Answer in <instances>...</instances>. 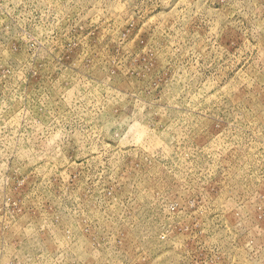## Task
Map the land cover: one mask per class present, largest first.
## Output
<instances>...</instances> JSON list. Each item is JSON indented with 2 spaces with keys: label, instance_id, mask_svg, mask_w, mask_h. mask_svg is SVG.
Returning a JSON list of instances; mask_svg holds the SVG:
<instances>
[{
  "label": "rangeland",
  "instance_id": "rangeland-1",
  "mask_svg": "<svg viewBox=\"0 0 264 264\" xmlns=\"http://www.w3.org/2000/svg\"><path fill=\"white\" fill-rule=\"evenodd\" d=\"M0 264H264V0H0Z\"/></svg>",
  "mask_w": 264,
  "mask_h": 264
}]
</instances>
